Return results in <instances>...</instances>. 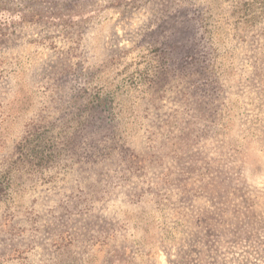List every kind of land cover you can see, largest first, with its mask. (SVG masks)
Listing matches in <instances>:
<instances>
[{
	"label": "rangeland",
	"instance_id": "rangeland-1",
	"mask_svg": "<svg viewBox=\"0 0 264 264\" xmlns=\"http://www.w3.org/2000/svg\"><path fill=\"white\" fill-rule=\"evenodd\" d=\"M0 264H264V0H0Z\"/></svg>",
	"mask_w": 264,
	"mask_h": 264
}]
</instances>
